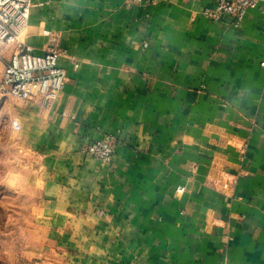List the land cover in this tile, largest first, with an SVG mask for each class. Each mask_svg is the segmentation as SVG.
Listing matches in <instances>:
<instances>
[{
	"label": "crops",
	"instance_id": "0c3cea01",
	"mask_svg": "<svg viewBox=\"0 0 264 264\" xmlns=\"http://www.w3.org/2000/svg\"><path fill=\"white\" fill-rule=\"evenodd\" d=\"M30 1L21 41L57 34L66 79L51 108L0 95L25 154L7 174L30 198L24 257L264 264V3L233 26L203 14L217 0ZM106 134L111 163L84 151Z\"/></svg>",
	"mask_w": 264,
	"mask_h": 264
},
{
	"label": "built area",
	"instance_id": "2783aa9c",
	"mask_svg": "<svg viewBox=\"0 0 264 264\" xmlns=\"http://www.w3.org/2000/svg\"><path fill=\"white\" fill-rule=\"evenodd\" d=\"M261 3L264 0H217L213 7L205 8L203 14L217 21L229 17L233 26H239L246 12ZM31 7L30 0H0V63L3 66L0 95L35 101L42 108H51L63 90L66 73L58 65L61 51L57 34L50 36L41 53L21 41ZM13 44H17L16 50L9 58L4 57L1 50ZM14 128L19 129L20 125L14 123ZM117 147V136L106 134L87 144L84 151L104 163H111ZM183 190L184 187L177 189L178 192Z\"/></svg>",
	"mask_w": 264,
	"mask_h": 264
},
{
	"label": "rangeland",
	"instance_id": "374dc122",
	"mask_svg": "<svg viewBox=\"0 0 264 264\" xmlns=\"http://www.w3.org/2000/svg\"><path fill=\"white\" fill-rule=\"evenodd\" d=\"M11 138L8 131L0 133V264H32L24 257L32 236L30 198L19 183L7 180L10 161L23 163L25 154L16 143H8Z\"/></svg>",
	"mask_w": 264,
	"mask_h": 264
}]
</instances>
